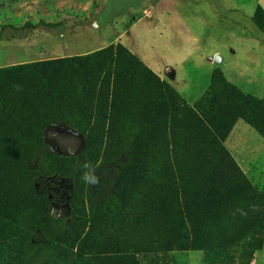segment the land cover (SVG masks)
Wrapping results in <instances>:
<instances>
[{"label": "trees", "instance_id": "1", "mask_svg": "<svg viewBox=\"0 0 264 264\" xmlns=\"http://www.w3.org/2000/svg\"><path fill=\"white\" fill-rule=\"evenodd\" d=\"M252 20L264 30L261 6ZM240 120L264 139V98L216 69L190 105L123 45L0 68V218L13 232L1 257L35 264L28 235L36 230L45 237L38 264H160L172 251L225 252L247 237L250 253L261 249L264 217L255 209L264 208V195L225 147ZM61 124L85 139L80 172L88 159L126 150L103 204L89 207L84 181L73 175L68 226L51 216L48 196L35 193L28 168L45 151L46 131Z\"/></svg>", "mask_w": 264, "mask_h": 264}, {"label": "rangeland", "instance_id": "2", "mask_svg": "<svg viewBox=\"0 0 264 264\" xmlns=\"http://www.w3.org/2000/svg\"><path fill=\"white\" fill-rule=\"evenodd\" d=\"M218 1L219 11L205 6L202 0H0V68L86 56L120 45L149 55L162 66L166 60L161 56L163 46H158L160 34L177 42L180 49L190 46V39L195 36L202 42L196 47V55L180 64V78L189 74L188 82H196L203 72L196 70L194 61L212 53L215 63L212 72L220 69L245 94L264 98V30L252 20L259 6L264 9V0L261 3L259 0ZM52 127L44 136V153L37 154L28 168L33 174L35 193L47 195L51 216L68 226L72 222L70 204L77 185L71 178L76 175L79 183L83 181L84 172L76 168L86 143L53 145L47 138ZM225 147L254 188L264 195V139L240 120ZM125 153V149H120L109 158L99 154L93 161L99 183L84 182V197L89 207L103 204L116 189L122 166L126 164ZM255 210L256 217H264L262 206ZM8 224L0 218V246L13 238ZM28 238L39 255L38 261L30 262L38 264L45 257L42 247L45 237L41 230H36ZM251 239L247 237L238 247L225 252L172 251L163 256L160 264H264V243L261 249L250 253ZM3 257L0 255V264H6Z\"/></svg>", "mask_w": 264, "mask_h": 264}, {"label": "crops", "instance_id": "3", "mask_svg": "<svg viewBox=\"0 0 264 264\" xmlns=\"http://www.w3.org/2000/svg\"><path fill=\"white\" fill-rule=\"evenodd\" d=\"M259 2L261 3V0H259ZM202 3H204L207 7H211L212 9L215 8L217 10L218 6H220V1L218 0H202ZM218 14H222V12ZM159 37L161 41L158 46L161 44L164 48L161 56L166 60L165 64L162 66L158 62L154 63L151 56L142 55L140 52L129 47L126 48H128L130 52L137 56L150 70L161 77L162 80L167 81L176 90L187 96V99L191 104H195V102L205 93L206 89H208L207 84L210 77L209 75L214 69L215 64L212 60V53L209 55V57H204V55L197 57V59L194 61V66L196 70L202 71L203 74H201L196 82H188V79H190L189 74H185L182 78H180V64L184 60H187L188 62L189 59L191 60L193 56L196 55V47L202 41H200L199 38L192 36V39H190L191 42H189L190 46L184 45L183 49H180V46H178L177 42H172V40L168 39V36H163L160 34ZM118 42L120 41L118 40ZM202 60H205L206 63H202ZM179 82L181 83L179 84Z\"/></svg>", "mask_w": 264, "mask_h": 264}, {"label": "flooded vegetation", "instance_id": "4", "mask_svg": "<svg viewBox=\"0 0 264 264\" xmlns=\"http://www.w3.org/2000/svg\"><path fill=\"white\" fill-rule=\"evenodd\" d=\"M47 138L53 145L60 144H84L85 139L81 134L76 133L65 125H55L47 132Z\"/></svg>", "mask_w": 264, "mask_h": 264}, {"label": "clouds", "instance_id": "5", "mask_svg": "<svg viewBox=\"0 0 264 264\" xmlns=\"http://www.w3.org/2000/svg\"><path fill=\"white\" fill-rule=\"evenodd\" d=\"M82 167L87 170L82 175V180L85 183H88V184H97V183H99V177H97L94 174V168H93V165L90 162H85L82 165Z\"/></svg>", "mask_w": 264, "mask_h": 264}]
</instances>
